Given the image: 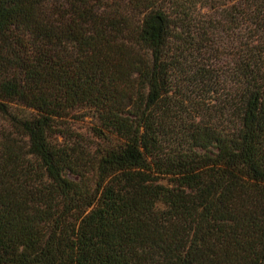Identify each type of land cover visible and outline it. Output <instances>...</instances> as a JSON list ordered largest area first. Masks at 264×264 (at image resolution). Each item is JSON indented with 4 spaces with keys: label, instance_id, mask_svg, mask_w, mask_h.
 I'll return each instance as SVG.
<instances>
[{
    "label": "trees",
    "instance_id": "1",
    "mask_svg": "<svg viewBox=\"0 0 264 264\" xmlns=\"http://www.w3.org/2000/svg\"><path fill=\"white\" fill-rule=\"evenodd\" d=\"M0 264H264V0H0Z\"/></svg>",
    "mask_w": 264,
    "mask_h": 264
},
{
    "label": "rangeland",
    "instance_id": "2",
    "mask_svg": "<svg viewBox=\"0 0 264 264\" xmlns=\"http://www.w3.org/2000/svg\"><path fill=\"white\" fill-rule=\"evenodd\" d=\"M75 125L79 127L80 131H82L84 133L87 132V125H88V123L86 122V119L85 120H82V121H80V120L77 121Z\"/></svg>",
    "mask_w": 264,
    "mask_h": 264
}]
</instances>
